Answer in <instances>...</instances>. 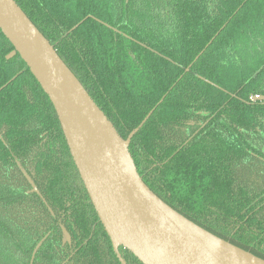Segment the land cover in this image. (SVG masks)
Instances as JSON below:
<instances>
[{
    "label": "trees",
    "instance_id": "1",
    "mask_svg": "<svg viewBox=\"0 0 264 264\" xmlns=\"http://www.w3.org/2000/svg\"><path fill=\"white\" fill-rule=\"evenodd\" d=\"M15 1L122 138L155 107L128 147L144 183L264 259V101L250 99L264 94V0ZM12 49L0 31V198L24 199L0 208L7 246L37 229L49 264H120L52 104Z\"/></svg>",
    "mask_w": 264,
    "mask_h": 264
},
{
    "label": "water",
    "instance_id": "2",
    "mask_svg": "<svg viewBox=\"0 0 264 264\" xmlns=\"http://www.w3.org/2000/svg\"><path fill=\"white\" fill-rule=\"evenodd\" d=\"M0 31L13 47L6 59L18 54L52 104L73 164L120 264H126L120 247L142 264H264V259L180 214L141 179L128 147L155 107L122 138L15 0H0ZM250 99L264 101V94Z\"/></svg>",
    "mask_w": 264,
    "mask_h": 264
},
{
    "label": "flooded vegetation",
    "instance_id": "3",
    "mask_svg": "<svg viewBox=\"0 0 264 264\" xmlns=\"http://www.w3.org/2000/svg\"><path fill=\"white\" fill-rule=\"evenodd\" d=\"M64 137V136H63ZM69 152V151H68ZM70 155V154H69ZM71 157V156H70ZM72 160V158H71ZM16 162V160H14ZM73 162V161H72ZM74 165V164H73ZM75 167V166H74ZM20 169V168H19ZM76 169V168H75ZM20 173L24 174V171L22 169H20L19 171ZM77 172V170H76ZM78 174V173H77ZM79 177V175H78ZM19 177H13L12 179H17ZM80 179V178H79ZM81 181V180H80ZM82 183V182H81ZM83 185V184H82ZM84 187V186H83ZM24 188V187H23ZM85 189V188H84ZM86 191V190H85ZM26 193H29V188H26ZM87 193V192H86ZM16 194V192H15ZM89 198V197H88ZM23 198H0V203H2V206L4 207H0L1 211H7L8 205L12 202H16L17 204H21L23 202ZM90 201V200H89ZM91 203V202H90ZM92 205V204H91ZM19 206V205H18ZM93 207V206H92ZM47 209H49V206L46 207ZM19 210H21V208H17ZM45 209H42V212H44ZM35 215L37 216V213H35ZM29 215L26 214L24 218L28 217ZM18 227H21V223H22V212H20L18 214ZM42 219L44 220L43 223L45 224V222L49 223L52 220V216H48L43 214ZM50 219V220H49ZM100 221V220H99ZM1 231V236H0V241H1V245H0V264H25L26 260H27V264H49L50 262H47V259H51L52 255L51 253V249H49L50 251L48 252L46 249H44V247L42 249L39 250L40 248V244H41V240L37 241L34 245L33 242L36 240V238L38 237L39 233L37 231V229L35 230H31L30 232H25L26 236H25V240H26V244L24 246L23 244V240L21 239L22 237V232L19 231L17 232V234H19L20 236L17 237V240H19V244L20 246L17 248H9L6 244L7 241V237L11 236V232H8L5 228H2ZM105 231V230H104ZM109 238V237H108ZM110 241V240H109ZM30 243H32V248L30 249ZM111 244V243H110ZM112 247V246H111ZM124 249V248H123ZM113 250V249H112ZM120 250V248H119ZM114 253V252H113ZM121 253V252H120ZM122 255V254H121ZM115 256V255H114ZM116 257V256H115ZM123 257V256H122ZM118 260V259H117ZM120 263V262H119ZM127 264V263H126Z\"/></svg>",
    "mask_w": 264,
    "mask_h": 264
}]
</instances>
